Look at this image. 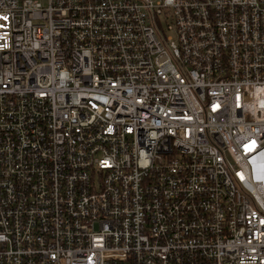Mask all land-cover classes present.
<instances>
[{
	"label": "built area",
	"instance_id": "obj_1",
	"mask_svg": "<svg viewBox=\"0 0 264 264\" xmlns=\"http://www.w3.org/2000/svg\"><path fill=\"white\" fill-rule=\"evenodd\" d=\"M0 264H264V0H0Z\"/></svg>",
	"mask_w": 264,
	"mask_h": 264
}]
</instances>
